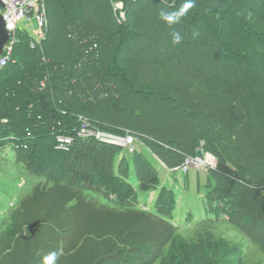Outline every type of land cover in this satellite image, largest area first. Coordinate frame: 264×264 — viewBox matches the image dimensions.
Wrapping results in <instances>:
<instances>
[{
	"label": "rangeland",
	"instance_id": "rangeland-1",
	"mask_svg": "<svg viewBox=\"0 0 264 264\" xmlns=\"http://www.w3.org/2000/svg\"><path fill=\"white\" fill-rule=\"evenodd\" d=\"M155 1L131 0L134 6L129 10L121 0H40L42 32L33 23L22 22L14 33V48L22 38L29 49L12 59L10 71L32 79L38 72L36 62L28 61L27 68L23 62L16 65V58L39 55L45 65L39 83L37 77L33 79L31 94L52 88L51 82L60 77L55 66L73 58L76 46L83 56L94 59L100 48L103 72L93 82L100 88L98 78L109 77L115 87L92 92L70 83L61 97L70 92L75 96L72 106L79 111L72 120L75 127L63 131L56 142L37 141L31 151L24 146L17 149L15 140L10 141L14 138L9 136L21 134L17 131L22 118L9 122L17 131L10 124L0 126V264H17V260L41 264L42 257L53 251L59 254L55 264H264V213L252 232L248 225L240 226L241 221L232 225L230 212L245 185L239 181L229 188L215 172L218 153L227 163H235L240 176L252 184L255 201L264 204L259 200L264 195V41L255 34L256 28L264 26V0H196L182 17L184 23L169 29L159 13L172 9L148 5ZM212 23L219 38L208 32ZM135 26L144 40L117 54L125 71L123 79L110 67V53L118 33H128ZM174 32L181 37L176 45ZM219 39L233 44L237 53L229 54ZM214 54L220 59L214 60ZM75 75L80 78L82 72ZM11 87L0 86L5 91H0L1 100L14 96ZM43 96L54 99L50 92ZM16 98L15 106H23V98ZM32 106L39 112L37 103ZM229 106L236 111L232 117ZM2 118L1 124L7 122ZM217 130L223 141L216 138ZM34 133L41 137L44 130ZM59 137L67 141L65 145ZM129 137L136 139L131 145ZM203 137L211 146L200 141ZM63 145L65 149L58 148ZM54 147L68 153L64 155L68 162L61 168L52 162ZM112 153L114 172L127 163V181L134 194L120 187L115 192L103 188L105 194L79 192L68 182L69 189L52 183L66 179L68 171L74 170L72 163L79 172L105 175V162ZM136 153L157 172L155 190L139 189L132 165ZM137 162L140 177L152 178L150 166L141 159ZM124 196L130 199L121 202ZM158 196L159 212L154 207ZM166 222L175 232L162 246ZM19 233L26 238L17 244ZM4 247L18 258L14 263L10 254L1 253Z\"/></svg>",
	"mask_w": 264,
	"mask_h": 264
},
{
	"label": "trees",
	"instance_id": "trees-1",
	"mask_svg": "<svg viewBox=\"0 0 264 264\" xmlns=\"http://www.w3.org/2000/svg\"><path fill=\"white\" fill-rule=\"evenodd\" d=\"M115 1H117V0H115ZM121 1H122L123 5H125L126 8H129V10H131V8L129 6H131V7L134 6V5H132L131 0H121ZM138 1L142 2L145 0H138ZM217 1H220V0H217ZM178 2H179V4H178ZM153 3L155 5H153ZM183 3H184V0H156L155 2L148 3V5L149 6H156L157 5V9L160 6H163V5L167 6L168 5V7L170 9H172V11H175V10H178L179 7ZM145 4H147V3H145ZM77 15L78 16H76V17H79V14H77ZM182 20L183 19L181 18L178 23L172 24L170 26L167 25L166 26L167 29L172 28V27H176L178 24L179 25L183 24L184 22ZM185 23H188V22H185ZM189 24L195 25V24L191 23L190 20H189ZM136 27L137 26H135V29L132 30L133 32L132 31L128 32L129 34L128 33L123 34L122 32H121V34L118 33V37L116 40L117 45H116L115 49H113L112 52L110 53L111 56H110V60H109V65L114 71L118 72L117 75H121L123 79H126L125 78V71L123 69L122 63H120L117 59L118 58L117 54L122 49H124L126 46L133 47L136 44H140V42L144 40V37L139 32H136ZM216 27H217L216 24L212 23L211 26L209 24V26H208L209 31L208 32L213 37L219 38V36L217 35L218 30H216ZM22 33H24V35H26L28 37V39L33 41V38L28 36L25 31H23ZM255 34L261 40L264 41V26L256 28ZM219 40H220V47H222L224 50H227L229 52V54L235 55L237 53L236 47L233 44H227L224 41H222L221 39H219ZM25 42L26 41L25 40L23 41L22 38L18 39L17 48L16 47H15L16 49L13 48L12 59L17 57L18 53H22L23 49H29L27 47V44H25ZM143 43H144V45L146 44L145 41L142 42V45H143ZM81 45L83 46V43ZM81 49L82 48L80 46H76V48L74 50L75 54H74L73 58H70L69 61H67L66 63H61L59 66L58 65L55 66L53 64V67L55 66L57 68L56 71H58L57 73L60 75L59 79L56 82L55 81L51 82L52 88L47 89L44 93L41 92L39 94H36V96L31 94L29 89H30L31 85L34 86V82L36 80L38 82H35V83L38 84L39 81L45 75V74H43L44 73V71H43L44 67L43 66H45V65L41 64L42 60L40 59L39 55H37V57L34 55L32 57L26 58L27 60L23 59V58H16V61H17L16 65H18V62H20V63L23 62L25 64V67H27V68L29 67L28 61L29 62L31 61V63H34V65H36V63H37L38 67H36V68L38 69V72L36 73V76H35V77H37L36 80H33L35 77L32 79L28 76H22V75H20V72L15 73L16 72L15 70L10 71V69H9L10 64H8L4 69H2L0 71V86L4 85L6 83L11 84L12 85V87H11L12 93L11 94L14 95V96L5 98V100L0 99V113H4V115H0V126L3 128H7L8 124H10L9 126H11V129L13 128L14 130H16L15 126H13L12 123H9L10 120L12 121L14 118H17V117L23 119V120L20 119L22 121V124L19 128V131L16 130L17 132H21V134L15 135V133H14L12 136H9V137L14 138L10 141L13 143V141L15 140V143L17 144V149L19 147L24 146L25 149H28L29 151H31L32 148L35 147V144H37V141L45 140L48 138L54 139V141L56 142V138L58 136H63L62 135L63 131H70V129H73L75 127V125L72 124L75 121H72V120L75 119V118H73L75 116L74 114L79 113L77 108L76 107L74 108V106H72V104L74 103L73 99L75 98V96H74L73 92H70V94L65 99H63L61 97L62 93L64 92L63 90H66L67 86L70 85V83L72 85L75 84L77 86H82L87 91L89 89H90V91L93 90L92 92H97L98 89L100 91H102L104 87L107 88L106 89L107 91H111L114 89L113 87H115V82L110 80L109 77L107 79H105V77H103L102 78L103 80H101V81H99L100 78H98L97 82H100L99 83L100 88H97L95 86L96 84H94V82H93L95 80V77L96 78L98 77L96 75H98L99 72H103V70L101 68L103 65V62L101 61V58H100V57H102L100 55V53H101L100 48H98L99 55L96 59L92 58V56H89V57L83 56ZM32 52L34 53L35 51H32ZM219 57H220L219 54H214V56H213L214 60H216V61L220 59ZM99 65H101V66H99ZM96 66L98 68L100 67V69H96L97 68ZM47 67H50V70H51V66H47ZM91 69H94V71L92 70V74H90L87 77L83 76V73L85 71L88 72ZM51 72H52V70L48 73H51ZM77 72L78 73L82 72V75L80 76V78H77V76L75 75ZM4 75H7V77H3ZM104 84H105V86H104ZM0 91H3V90L0 89ZM3 92H5V91H3ZM47 92L48 93L50 92V94H52L54 96L53 101H51L50 98L43 96ZM8 94L10 95L9 92H8ZM16 97L23 98L22 103H21L23 106H20V107L15 106L13 101L17 99ZM33 103H37V105L39 107L38 108L39 112L36 113L34 111V108L32 106ZM229 111H230V113H229L230 116L231 115L233 116V112H234V114L236 113L234 108L231 106H229ZM26 116H27V118H26ZM2 117L7 118V122H5L4 124H1V120L3 119ZM230 121L234 122L233 119ZM50 128L54 130V132L52 134H49ZM37 129L44 130V135H41V137H40L37 134H35L34 131L35 130L37 131ZM46 129H47V133H45ZM221 134H222V132H220L219 130H217L215 132L216 138H219V141H223V138H224ZM18 135H20V136H18ZM67 135H70V132ZM9 137H7V139H9ZM200 141H202L206 144L209 143V145L211 144V142L209 141L208 138L203 137V139ZM142 145L145 146V148L149 149L144 142L142 143ZM222 145L223 144H221V146ZM100 147H103V146H100ZM224 148L225 147L222 146V149H224ZM103 149H106V147H103ZM150 152H151L152 156L158 158L161 162H163L156 153H154L151 150H150ZM30 153L33 154V156L35 155V153H32V152H30ZM64 155H68V153L64 154L61 151H57V149H55V147L52 149L51 159H52L53 163L58 165V168H61V166H63L62 164H67L66 162H68V160H67L68 158ZM136 155L137 156H134L132 165L134 167L133 170H134V173L136 175V180L138 181L139 189L141 191H144V192L149 191L151 189L155 190L157 185H158L157 172L154 170V168L152 166H150L149 162L141 154L136 153ZM217 155H218V160H217L215 172L218 173L222 178L226 179V181L228 182L229 188H232L234 186V184L238 183L239 181H241L243 183V185H245V190L237 198V200H235L234 212L233 213L230 212V215H232V219H233V220H231L232 221L231 223L233 225L234 223L241 221L239 225L240 226H244L245 224L248 225L249 231L252 232L254 229H256L257 225L262 220L261 214L264 213V204L259 205L258 202H256L257 200L255 201V198H258V197L254 194L255 190L252 188V184H250V181H248L245 178H242L240 176V173H239L238 169L236 168L235 163H231V162L227 163V161H225L221 157L220 154L217 153ZM37 156H39V154H37ZM113 156H114V153H112L110 155L109 159H107L105 162V166H106V170H104L105 175H96L92 171L88 172V173L79 172V170H77L78 167L72 163L71 164V165H73L72 169H74V170L68 171L69 175L66 176L67 178L66 179L64 177L59 178V179L57 178L52 183L55 186H59L62 189H69L68 188V185H69L70 187H74L75 191H79V192L85 191V192H93V193H97V194H100V193L105 194V192L103 191V188L108 187V189L111 192H115L120 187L122 189L127 188L128 190L132 191V193L134 194V190L132 188V185L129 184L127 181V176H128L127 163L125 166L119 165V168L117 169V171L114 172L113 171V165H112ZM79 158L80 157L78 155L75 157L76 160H78ZM140 159L145 164L150 166V169H151L150 171L152 172V175H153L152 178H149L147 181L143 180V178L140 177V175L137 171V166H138L137 161ZM78 161H80V160H78ZM123 162L124 161H122V163ZM66 182H68L67 186H66ZM162 189L163 188H161L160 192L162 191ZM160 195H161V193H160ZM262 196H261V198H259V200L264 202V195H262ZM129 199L130 198L124 196L121 198L120 201L126 202ZM158 201H159V196L156 197L155 203H154V207L156 208V210H157V206H158L157 205ZM158 208H159V206H158ZM126 211H134L135 213H137L139 215H143L142 212L139 210H126ZM144 215H147L148 217H150V216L156 217L155 214H152V215L144 214ZM244 216L246 218H244ZM158 219L161 221H164V217H161ZM246 231H248V230H246ZM174 232H175V228L171 224L167 223V225H165V227L163 228L162 234L160 236L162 246H165L169 242V240L172 237V235L174 234ZM251 232H249V233H251ZM19 234H20V237L16 238V240H18L17 244L21 243L26 238V236L23 237L21 233H19ZM4 245H6V244H4ZM12 247H16L15 249L21 248V246H18V245H16V246L12 245ZM2 249L3 250L1 251V253L3 254V252H4L6 256L8 254H10L12 251L8 247L7 248L4 247ZM155 255H156V253L154 252L152 257H150V256L149 257L154 258ZM9 256H10V259L13 263H14L13 260L18 259V258H15L13 255L11 256V254ZM19 262L20 261L17 260L16 263L19 264Z\"/></svg>",
	"mask_w": 264,
	"mask_h": 264
},
{
	"label": "built area",
	"instance_id": "built-area-1",
	"mask_svg": "<svg viewBox=\"0 0 264 264\" xmlns=\"http://www.w3.org/2000/svg\"><path fill=\"white\" fill-rule=\"evenodd\" d=\"M39 2L40 0H0V16L3 20L4 28L8 32V41L3 46L0 55V71L12 62L11 57L15 46L14 33L19 31L22 22H28L29 24L33 23L35 29L39 31V33L42 32L44 23L40 16L41 10ZM9 24H11L12 27H9ZM127 139L130 145L133 137ZM66 142L64 138L59 137V143L65 145ZM64 145L58 148L65 149Z\"/></svg>",
	"mask_w": 264,
	"mask_h": 264
},
{
	"label": "clouds",
	"instance_id": "clouds-1",
	"mask_svg": "<svg viewBox=\"0 0 264 264\" xmlns=\"http://www.w3.org/2000/svg\"><path fill=\"white\" fill-rule=\"evenodd\" d=\"M195 5L196 0H184V3L179 7L178 10L170 12L161 10L159 13V18L170 26L172 24L178 23L182 17L188 14L190 9L195 7ZM9 27H12V25L9 24ZM180 40L181 37L179 32H174L172 43L174 45L179 44ZM58 255L59 254L55 251L48 253L42 257L41 264H55Z\"/></svg>",
	"mask_w": 264,
	"mask_h": 264
},
{
	"label": "water",
	"instance_id": "water-1",
	"mask_svg": "<svg viewBox=\"0 0 264 264\" xmlns=\"http://www.w3.org/2000/svg\"><path fill=\"white\" fill-rule=\"evenodd\" d=\"M7 41H8V32L5 30L3 20L0 16V55L2 53L3 46L6 44ZM197 154L199 155L200 152H197Z\"/></svg>",
	"mask_w": 264,
	"mask_h": 264
}]
</instances>
